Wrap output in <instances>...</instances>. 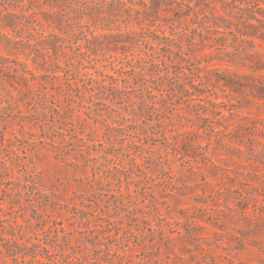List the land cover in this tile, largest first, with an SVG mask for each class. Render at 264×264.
<instances>
[{"label": "trees", "instance_id": "1", "mask_svg": "<svg viewBox=\"0 0 264 264\" xmlns=\"http://www.w3.org/2000/svg\"><path fill=\"white\" fill-rule=\"evenodd\" d=\"M82 21L85 24H81ZM181 22L184 28L180 27ZM88 23L96 29L90 30ZM53 24L57 25L59 31L61 25L71 31L75 26L78 33L71 38L46 33L44 25L48 30ZM120 24L124 26L122 30ZM163 26H167L168 35ZM0 28L1 49L9 54L21 53L26 59L29 53H35L31 58L33 63H36L37 57H41L43 61L34 70L44 71L45 65L49 64L55 74L61 67L52 54L55 56L57 50L62 53L65 49L76 51L90 65L82 68H94L95 72L80 77L63 70L68 75L64 78L65 99L79 105L82 95L88 94V103H93L92 98L96 97L99 99L97 103L103 107H87L96 115L112 119L113 123L118 122L114 117L121 118L125 123L134 120V124L117 128L120 131V139L117 137V140L121 145L118 150L121 160L128 159L131 168L137 169L136 173L127 169L129 175L133 174L136 179L130 181L129 176L122 179L120 172L124 168L119 167V162L110 167L96 166L93 169L103 173L100 179H104L107 186L112 182L118 185L125 182L126 192L123 194L117 190V194H114L108 190L109 200L91 196L86 198L90 204L81 202L85 208L91 207V203L96 207L102 203L107 213L112 207L115 213L108 217L120 216L121 220L128 218L130 222L142 220L147 226V233L144 234L143 227L139 229L135 224L138 234L129 228L126 232L130 238L126 234L120 236L116 233L117 240L124 241L125 245L131 239H141L154 247L160 245L165 232L170 231V224L162 216L160 208L150 203V209L154 210L151 212L139 206L144 203L139 200L140 196L155 198L153 187L157 179L161 180L160 184L166 187L165 190H176L174 176L170 169H165L168 165L165 158L172 155L183 163L208 160L204 147L192 144L190 131L180 132L175 128L177 119L182 117L176 113L182 109L179 107L186 105L189 116L185 118L189 122H192L191 117L201 121L192 124L196 130L191 132L198 134L199 130L204 132L207 129L208 115L225 118L221 109L232 114L223 102H216L218 97L215 94L208 95L209 86L248 92L254 98L264 99L263 75L237 74L228 67L218 73V70L208 66L212 58H199L195 53L201 50L190 48L197 46L193 38L190 39V34L196 33L200 45L203 46L204 41L208 40L209 48L223 51L225 58L221 61L228 65L252 72L264 71V0H0ZM3 30H10L14 36L9 37V33ZM203 32L208 33V37ZM23 33H26L25 38L22 37ZM183 45L187 46L186 50ZM257 47L263 50L262 53L255 50ZM110 51H121L124 56L116 65L109 63L111 74L105 72L106 65L95 67L100 61L97 58L99 53L103 60L108 61L112 58L106 57ZM123 63L129 67L128 70L123 68ZM6 73L13 74V87L29 86V82L34 81L42 87L37 78L43 74H36L25 61L0 55V76H6ZM135 92L138 93L134 94L135 100H132L130 95ZM191 102H197V105L189 106ZM122 113L131 117H125ZM105 127L113 129L110 125ZM181 134H186L184 139L180 138ZM56 136L64 138L63 134ZM56 136H47L46 139L53 141ZM67 136L70 139L78 138L72 134ZM0 141L3 142L2 136ZM157 142H161L165 158L153 150L157 148ZM73 149L75 146L70 151ZM137 158L143 164H137ZM7 168L2 157L0 185L3 184L5 189L1 190L0 195V252L12 264L128 263L123 260L126 256L129 258L125 251L122 254L111 252L110 236H104L97 223V215L90 210L73 209L69 218L81 221L76 229L65 228L61 222L51 219V225L45 226V218L39 214V210L45 211L52 204L49 197L34 189L29 176H24L23 181H3ZM145 169H150L152 175L146 173ZM130 182H134L132 193L129 192ZM22 198L26 206L21 203ZM26 207H30L34 216L31 218L36 221L35 227L40 231L34 234L36 243L25 238L34 230L29 221H17L20 212L28 209ZM106 223L107 226L111 225L109 220ZM107 232L110 233V230Z\"/></svg>", "mask_w": 264, "mask_h": 264}, {"label": "rangeland", "instance_id": "2", "mask_svg": "<svg viewBox=\"0 0 264 264\" xmlns=\"http://www.w3.org/2000/svg\"><path fill=\"white\" fill-rule=\"evenodd\" d=\"M206 11L208 15V9ZM81 24H85V21ZM88 26L92 31L96 29L90 23ZM120 26L122 30L124 26ZM133 26L137 28L136 25ZM180 27L184 28L183 22ZM59 28L61 31L55 24L48 30L46 25L43 27L46 33L53 32L65 38H71L78 33L75 26L73 31L65 25ZM162 28L168 35L167 26ZM3 32L9 33V37L14 36L10 30ZM203 34L208 37V33ZM25 35L26 33H23L22 37L25 38ZM191 38L197 44L190 46L191 50L199 48L201 51L195 53L197 57H207L208 60L212 58L208 66L218 70V73L228 67L237 74L264 76V71L252 72L228 65L221 61L225 58V53L209 48L208 40H205L202 46L196 33H191ZM183 48L186 50L187 46L183 45ZM255 50L259 53L263 51L259 47ZM63 51L62 53L57 50L55 56L51 53L52 58L61 67L60 71L54 74L49 64L45 65L44 71L34 70L43 61L41 57H37L36 63H33L31 58H34L35 53H29L30 56L26 59L21 53L9 54L0 48V55L25 61L36 74H43L37 78L42 87L37 85V81L29 82V86L13 87V74L0 76V136L3 137V142L0 141V161L3 157L8 167L3 181H23L24 176H29L33 180L34 189L49 197L52 204H49L45 211L39 210V214L45 218V226L51 225V219L61 222L65 228L76 229L81 221L69 218L73 209L90 210L97 215V223L101 226L100 230L104 231V236H110L111 252L122 254L125 251L129 254L130 260L128 256L123 258L127 264H264V99L254 98L248 92L209 86L208 95L215 94L218 97L216 102H223L225 108L231 109L232 114L229 115L225 109H221L225 118L208 115L207 129L204 132L199 130L198 134L191 132L196 130L192 124L201 121L191 117L192 122H189L188 118H185L189 116L186 105L179 107L182 109H178L176 113L182 117L177 119L175 128L180 132L190 131L192 144L204 147L208 160L203 163L199 159L197 162L183 163L172 155L165 158L161 142H157V148L154 147L153 150L167 159L168 165L165 169H170L171 175L174 176L173 185L176 190H165L166 187L160 184L161 180L157 179L153 187L155 198L140 196L139 200L144 203L139 206L151 212L154 210L150 209V203L160 208L162 216L170 224V231L167 230L162 243L154 247L141 239H131L128 245H125L124 241L117 240L116 233L120 236L126 234L125 236L130 238L126 231L131 228L138 234L135 231L137 225L139 229L143 227L145 234L147 226L142 220L130 222L128 218L121 220L120 216L108 217L115 213L112 207L107 213L102 203H98V207L91 203V207L85 208L81 202L90 204L86 198L91 196L109 200L108 190L114 194H117V190L123 194L126 192L125 182L120 185L112 182L107 186L106 181L100 179L103 173L93 169L96 166L110 167L119 162V167L124 168L120 177L124 179L129 176L130 181L136 179L133 174L129 175L127 169H132L134 173L137 169L131 168L128 159L121 160L118 154L121 145L117 140L120 134L117 128L134 124V120L125 123L121 118L114 117L118 122L113 123L112 119L96 115L87 107H103L97 103L99 99L96 97L92 98L93 103H88V94L82 95L83 99L79 105L72 100H66L64 78L68 75L63 70H69V74L72 72L82 77L84 74H93L95 69H83V66L90 65L76 51ZM120 52H108L106 57L112 56L108 61L103 60L99 53L97 58L100 61L95 67L106 65L105 72L111 74L109 63L118 64L119 60L124 58ZM123 64V68L128 70L129 67ZM137 93L130 95L132 100H135L134 94ZM211 99L213 100V97ZM188 105H197V102ZM122 115L131 117L127 113ZM105 125H110L113 129H108ZM49 128L53 130L49 131ZM57 134H63L64 138L56 136ZM69 134L78 138L70 139L67 136ZM47 136L56 137L50 141L46 139ZM180 136L184 139L186 134ZM63 140L65 141L62 142ZM72 146H75L74 151H70ZM136 162L143 164L139 158ZM145 171L152 175L150 169ZM2 189H5L3 184L0 185V195ZM133 190L134 182H130L129 192L132 193ZM21 203L26 206L23 198ZM26 208L28 209L20 212L17 221H29L28 224L34 230L25 238H30L31 242L36 243L34 234H39L40 231L35 227L36 221L32 220L34 216L30 207ZM106 220L111 222L110 226H107ZM0 264L12 262L0 252Z\"/></svg>", "mask_w": 264, "mask_h": 264}]
</instances>
